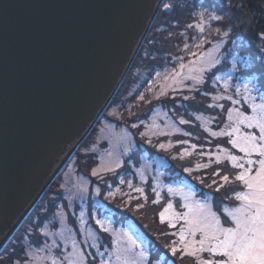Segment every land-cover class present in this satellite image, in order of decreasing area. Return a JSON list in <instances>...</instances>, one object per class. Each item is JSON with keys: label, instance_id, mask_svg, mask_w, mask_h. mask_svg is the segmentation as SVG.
Masks as SVG:
<instances>
[{"label": "rangeland", "instance_id": "1", "mask_svg": "<svg viewBox=\"0 0 264 264\" xmlns=\"http://www.w3.org/2000/svg\"><path fill=\"white\" fill-rule=\"evenodd\" d=\"M165 5L169 3L162 5L157 24L166 11ZM223 44L215 43L206 51L199 52L197 43L190 50V59L183 62V69L179 65L177 70L168 67L155 73L137 96L135 92L150 74L149 64L153 62L147 59V48L151 44L145 46L139 63L131 69L132 72L130 70L129 79L119 89L117 102L110 104L95 131L86 140L89 144L87 152L94 154L90 158L93 159L92 166L86 172L83 156L71 159L51 191L41 199L40 203L44 206L37 205L35 213L33 211L34 214L26 219L28 224H23V230L30 228L24 236L25 260L16 264H52L53 260L56 264H78L80 253L83 254L84 264H124L125 260L131 264H199V259L212 258L207 252L200 253L198 258L184 251L180 232L187 225L184 219H175L172 214L182 215L188 211L183 207L184 195L191 193L194 200L206 203L225 227L232 226L225 210L238 207L241 202L236 200V195L246 189L235 180L241 169L234 168L228 156L244 157V153L230 143L234 136L213 133L231 131V127L226 128V125L231 124L228 112L233 108L252 115L242 96L236 94L238 87L243 92L244 86L248 85L257 102L263 97L261 92L250 82L236 81L234 59L233 65L211 78L210 89L203 97L185 99L177 106L180 114L169 115L159 106L140 136L136 127L120 126L117 121L134 112L140 118L148 109L149 101H159L169 92L188 91L192 94L225 60V53H221ZM212 60L216 63L210 66ZM189 74L201 78V82L185 78ZM137 78L140 79L137 81ZM134 82L137 83L131 87ZM228 96L241 100V104L234 105L226 99ZM171 100L177 105V99ZM127 103L130 106L122 116L118 109ZM241 130L258 132L257 129L243 127ZM145 140L154 142V159L146 151L137 158L133 157L128 162L130 169L126 170L125 160ZM252 158L258 159L255 155ZM239 162L243 163V160ZM120 170H123L120 184H114ZM224 176L229 177L227 182L223 180ZM169 203L173 209L161 222L160 213ZM39 219L43 228L34 233L29 225ZM97 220L105 222L107 231L96 223ZM32 239L35 244L31 243ZM196 239H200L199 233ZM13 240L10 241L11 255L16 253ZM173 247L177 249L175 255Z\"/></svg>", "mask_w": 264, "mask_h": 264}, {"label": "water", "instance_id": "2", "mask_svg": "<svg viewBox=\"0 0 264 264\" xmlns=\"http://www.w3.org/2000/svg\"><path fill=\"white\" fill-rule=\"evenodd\" d=\"M165 0H0V254L102 119Z\"/></svg>", "mask_w": 264, "mask_h": 264}, {"label": "trees", "instance_id": "3", "mask_svg": "<svg viewBox=\"0 0 264 264\" xmlns=\"http://www.w3.org/2000/svg\"><path fill=\"white\" fill-rule=\"evenodd\" d=\"M165 2L169 3L171 7L167 8L162 14L161 21H159L158 24L157 17L150 31L151 34L146 38L133 64L134 67L139 63L141 58L140 55L143 56L145 46L151 44V47L147 48V59L149 61L150 59L153 60V62L150 61L149 64V71L151 72L148 77H146L145 81L140 84L135 95L143 91L145 85H147L146 83L155 73L168 67L177 70L179 65L185 64L183 62L190 59V50L195 48L197 43L199 52H204L215 43L224 42L221 53H225V60L221 62V65L217 67L216 71L214 70L210 73L209 80L205 81L203 83L204 85L197 88V90H193L192 94L188 93V91L169 92V94L167 93L161 98L159 97V101H149L150 105L148 109L140 118H137V114L134 112L132 114H127L124 120H118L117 122L120 123V126L136 127L138 129L137 134L140 136L144 130V126L148 124L149 119L159 106L166 110L169 115L180 114L177 106L186 99L185 97H187V99H198L203 97L204 93H207V89H210V81L214 79L219 72L233 65L232 61L234 59L237 70L236 81H238V83L244 81L254 84L258 89L257 91H260V94L264 97V0H166ZM214 16H218L221 19H211V17ZM197 25L204 30L200 31L201 28L197 27ZM128 79L127 76L122 87L126 84ZM139 79L140 78H137V81ZM136 83L137 82H134L131 87ZM119 93L120 91L115 96L112 103L117 102ZM172 98L177 99V105L173 104L174 101L171 100ZM129 106L130 104L127 103L124 107H119V114L123 116ZM86 140L78 149L75 156L77 158H79V155L83 156L82 163L85 165V171L87 172L89 167L92 166L93 159L90 158L94 154L87 152L89 148H87V146L89 144H86ZM153 144V140H145L144 144L125 160L124 166L128 167L126 170L130 169L128 162L132 160L133 157L137 158L146 151H149L151 155L150 158L152 157V159H154L153 156L156 149H154L155 145ZM84 158L88 160L85 159L84 161ZM122 171L123 170H120L117 173L115 181L113 182L114 184H120L119 177H121ZM60 177L61 175L58 179ZM51 187L47 193L51 191ZM106 188H108V185H106ZM39 204V207H42L44 203ZM35 215H38V213ZM25 222L24 224L27 225L28 223ZM35 222L30 224L29 227L31 226L34 233H39L43 228V224L40 223V219L38 222L35 220ZM20 229L18 232H22H17L18 235H15L16 238H14V236V240L12 239L13 243H15L14 250L16 253L10 254L12 247L9 243L0 257V264H16V262H23L25 260L26 245L24 244V236H27L28 229L30 228L23 230V227L21 230ZM31 243L35 244L33 239Z\"/></svg>", "mask_w": 264, "mask_h": 264}, {"label": "snow or ice", "instance_id": "4", "mask_svg": "<svg viewBox=\"0 0 264 264\" xmlns=\"http://www.w3.org/2000/svg\"><path fill=\"white\" fill-rule=\"evenodd\" d=\"M170 7L171 5H165L166 9ZM211 19L219 20L221 18L214 16ZM197 27L200 26L197 25ZM203 30L201 27V31ZM215 63L216 61L212 60L210 66ZM184 67L181 65V69ZM185 78L195 80L196 83L201 82V78L190 74ZM252 92L253 90L248 85L244 86L243 92L239 87L236 89V94L242 96L250 107L252 115L245 114L239 108H233L228 112V120L231 124L226 125V128L231 127V131L213 133V135L234 136L235 138L230 143L244 153V157L228 156L232 166L241 169L235 176V180L240 181L246 189L236 195V200L241 202L240 205L230 211L225 210L232 226L225 227L221 223L220 217L212 212L206 203L194 200L191 193L184 195L183 207L188 211L182 215L175 212L172 214L175 219H184L187 225L180 232V243L183 245L184 251L198 258L199 254L203 252H207L212 257L199 259V264H264V97L257 102V97ZM185 98L187 99V97ZM216 99H225V97ZM226 99L234 105L241 104V100L233 99L232 96H228ZM181 123H185V121H181ZM242 127L257 129L258 132L242 131ZM160 147L163 148L164 145H160ZM254 155L258 159H253ZM241 160L243 163L239 162ZM245 164L248 166L245 167ZM108 170L111 171V167ZM223 180L227 182L229 177L224 176ZM137 191L143 190L137 189ZM169 191L171 192L172 189ZM171 209H173V205L169 203L160 213L161 222L165 220L166 213ZM96 223L107 231L103 220H97ZM170 223L175 226L172 220ZM198 233L199 240L196 239ZM132 245L135 247L134 241H132ZM176 251L177 249L173 247L174 255ZM78 255V264H84L83 254ZM143 255L141 252V257ZM216 257H220V259H216ZM52 264H56V261L53 260ZM124 264H131V262L125 260Z\"/></svg>", "mask_w": 264, "mask_h": 264}, {"label": "bare ground", "instance_id": "5", "mask_svg": "<svg viewBox=\"0 0 264 264\" xmlns=\"http://www.w3.org/2000/svg\"><path fill=\"white\" fill-rule=\"evenodd\" d=\"M165 1H166V0H165ZM164 3H165V2H164ZM156 19H157V18H156ZM155 21H156V20H155ZM151 29H152V28H151ZM150 31H151V30H150ZM149 33H150V32H149ZM148 35H149V34H148ZM147 37H148V36H147ZM144 43H145V42H144ZM143 45H144V44H143ZM142 47H143V46H142ZM142 47H141V48H142ZM140 50H141V49H140ZM139 52H140V51H139ZM132 67H133V66H132ZM129 72H130V71H129ZM128 74H129V73H128ZM127 76H128V75H127ZM126 78H127V77H126ZM125 80H126V79H125ZM123 83H124V82H123ZM122 85H123V84H122ZM109 107H110V106H109ZM99 122H100V121H99ZM99 122H98V123H99ZM97 125H98V124H97ZM97 125H96V127H97ZM96 127H95V128H96ZM95 128L93 129V131L95 130ZM93 131H92V132H93ZM90 135H91V134H90ZM90 135H89V136H90ZM21 227H22V226H21ZM12 239H13V238H12ZM9 243H10V242H9ZM9 243H8V245H9ZM8 245H7V246H8ZM5 249H6V248H5ZM5 249L3 250V252L5 251ZM3 252L0 254V257H1V255L3 254Z\"/></svg>", "mask_w": 264, "mask_h": 264}]
</instances>
